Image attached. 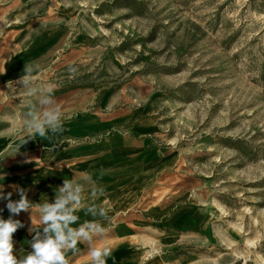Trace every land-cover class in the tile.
I'll list each match as a JSON object with an SVG mask.
<instances>
[{
	"label": "rangeland",
	"instance_id": "374dc122",
	"mask_svg": "<svg viewBox=\"0 0 264 264\" xmlns=\"http://www.w3.org/2000/svg\"><path fill=\"white\" fill-rule=\"evenodd\" d=\"M26 65L96 131L108 220L92 245L264 264V0H0V112L22 123L40 108Z\"/></svg>",
	"mask_w": 264,
	"mask_h": 264
},
{
	"label": "crops",
	"instance_id": "0c3cea01",
	"mask_svg": "<svg viewBox=\"0 0 264 264\" xmlns=\"http://www.w3.org/2000/svg\"><path fill=\"white\" fill-rule=\"evenodd\" d=\"M3 108L7 107L3 105ZM63 129L62 133L54 136L49 134L45 138L39 135L33 137L25 131L24 124L13 111L0 112V187L5 195L12 193L11 199L19 200V194L11 187L18 185L29 190L30 202L54 203L56 189L63 186L64 180H72L74 177L80 180L82 173L91 174L93 181L103 184L105 179H102L101 173L109 168L102 164L104 157L97 159L99 151L90 147L91 143H87L97 137L96 131L91 127L80 128L77 117L63 118ZM17 148L19 153L15 151ZM85 197L86 204L102 206L101 197L92 200L88 191L87 194L85 191ZM6 204L7 201L0 200V218L5 220L12 215ZM75 215L79 220L72 227H79L81 223L93 219L86 207L76 211ZM12 218L24 225L13 235L14 254L19 258L32 251L30 241L33 235L42 231L43 225L36 208L29 212L21 211ZM92 246L94 245L86 242L79 243L77 252L68 253L70 264H85L84 259ZM116 249L112 250L111 256L116 255ZM136 256L129 252L121 258L122 264H133L137 260Z\"/></svg>",
	"mask_w": 264,
	"mask_h": 264
},
{
	"label": "clouds",
	"instance_id": "9594fccd",
	"mask_svg": "<svg viewBox=\"0 0 264 264\" xmlns=\"http://www.w3.org/2000/svg\"><path fill=\"white\" fill-rule=\"evenodd\" d=\"M33 71V66L26 65L25 75L17 81L30 96L38 98L40 106L37 110L31 107L29 101L31 110L25 114L23 120L25 131L33 137L39 135L42 138L48 137L49 134L54 136L62 133V111L52 96L54 85L34 86ZM69 71L75 73L76 69L70 68ZM15 151L19 153L20 150L17 148ZM11 187L19 194V200L13 201L12 193L5 195L0 187V200L7 201L6 208L12 214L7 220L0 218V264H70L68 253L77 252L79 243L91 244L95 238H103L107 233V228L101 223L102 220H108L107 210L103 206L86 204V188L92 200L105 194L104 187L93 181L89 173H82L80 180L75 177L72 180H64L63 186L56 189L54 203L46 201L43 204H34L28 199L29 190L18 185ZM85 207L93 219L81 223L79 227H72L71 225L79 220L75 212ZM32 208L39 212L42 231L39 230L33 235L30 241L32 251L18 258L14 254L13 235L24 225L12 217L19 215L21 211L29 212ZM97 217L99 219H96ZM89 256L90 264H107L111 249L92 246Z\"/></svg>",
	"mask_w": 264,
	"mask_h": 264
},
{
	"label": "bare ground",
	"instance_id": "6f19581e",
	"mask_svg": "<svg viewBox=\"0 0 264 264\" xmlns=\"http://www.w3.org/2000/svg\"><path fill=\"white\" fill-rule=\"evenodd\" d=\"M121 258L122 254L120 251H117L116 255L111 256V258L109 257V264H122Z\"/></svg>",
	"mask_w": 264,
	"mask_h": 264
}]
</instances>
